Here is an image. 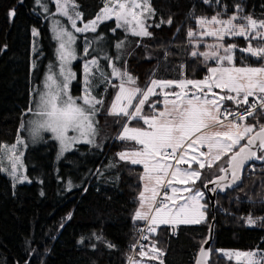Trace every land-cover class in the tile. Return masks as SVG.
Masks as SVG:
<instances>
[{
  "label": "trees",
  "instance_id": "1",
  "mask_svg": "<svg viewBox=\"0 0 264 264\" xmlns=\"http://www.w3.org/2000/svg\"><path fill=\"white\" fill-rule=\"evenodd\" d=\"M75 1L83 13V22L94 19L104 6V0ZM150 3L156 13L147 22L152 25L148 28L151 37L128 34L116 28L114 20L104 22L97 32L89 33L90 37L103 35L112 63L137 78L141 88L151 79L170 80L183 72L188 79L204 78L205 62L201 56H191L194 38L187 35L189 29L197 28L198 17L211 18L218 13L220 17H229L239 4L242 13L264 19V0H219L218 3L216 0L211 3L151 0ZM10 9H15V17L9 16ZM40 10L35 0H23V3L0 0V48H3L0 51V144L15 141L25 111L31 104L34 81L42 78L45 69L40 67L32 80L33 29L39 32L47 50L46 57L53 56L54 43ZM170 17L171 26L167 23L155 26L161 19L167 21ZM121 41L124 46L118 50L115 43ZM97 57L102 70L110 74L109 61ZM81 65L79 61L75 66L77 79L73 84V93L78 96L83 89L79 78ZM93 92L103 98V111L107 112L115 95L113 88L101 81ZM244 108L245 105H240L235 110L239 112ZM104 119L100 113L97 115L101 132L108 133L111 129L115 136L117 129L112 126L106 129L109 124L104 127L101 123ZM249 120L257 123L252 117ZM259 122L264 123V116ZM109 135L101 147L76 146L59 168L55 162L57 144L53 140L30 148L25 155L28 175L33 179L29 184L13 186L0 172V264H128L133 242L131 235L141 225L134 214L142 188V169L119 160L117 153L127 148L114 141L111 132ZM259 155H264V151ZM227 160L225 157L217 163L215 170L205 174L198 186L219 176L218 169L227 167ZM255 164V169L247 170L239 188L218 195L214 215L206 197L208 216L205 221L180 226L176 236L170 227L159 228L148 244L164 254L153 263L160 264L162 260L163 264H196L213 218L215 238L210 264H243L220 255V250L264 251V226H249L242 219L249 214L253 218L264 216V203L261 202L264 200V160H257ZM69 181L72 182L70 191ZM70 212L72 219L67 220Z\"/></svg>",
  "mask_w": 264,
  "mask_h": 264
},
{
  "label": "snow or ice",
  "instance_id": "2",
  "mask_svg": "<svg viewBox=\"0 0 264 264\" xmlns=\"http://www.w3.org/2000/svg\"><path fill=\"white\" fill-rule=\"evenodd\" d=\"M20 2L23 3V0ZM53 2L56 6L53 15L66 17L74 31L63 26L59 20L53 19L52 30L59 42V72L57 74L50 68L44 89L38 92L35 109H28L35 117L27 122L29 135L35 140L42 139L44 132L51 133V138L59 144L58 158L72 151L78 144L100 147L95 139L98 135L96 116L102 110L104 100L92 93L99 82H106L117 89L107 114L125 118L120 134L115 139L132 141L139 146L117 153L119 160L141 165L143 168L140 179L145 183L138 197L140 203L134 214L135 219L147 221L148 231L153 234L161 225L171 226L175 232L178 225L200 224L205 221L208 207L205 192L195 187L196 182L201 180L202 170L206 167L212 169L224 156L229 157L226 161L227 167L220 166L218 169L224 175L203 181L201 184L202 188L215 193L217 189L223 191L236 184L247 161L264 160V155H257L258 152L264 151V123L259 122L260 117L264 116V19H254L250 14L241 15L243 8L239 4L227 19L220 18L219 13L211 18L198 17L196 22L200 31L189 29L188 37L212 36L217 41L208 45L209 51L193 50L190 53L193 57H203L208 71L204 79H151L145 88H141L137 85V78L127 70L116 67L111 57L104 56L103 59L109 61L111 73H105L96 58L85 62L83 94L73 96L70 85L76 78V73L72 70L71 63L77 59L74 47L77 36L74 33H95L100 23L115 19L116 28H123L125 32L140 38L151 37L152 33L148 28L152 25L146 24V21L152 19L156 13L150 0H104V6L96 17L89 22H83V13L78 10L75 0ZM203 2L211 3L212 0ZM35 3L40 5L45 13L49 12L46 3H41V0H35ZM15 15V9H10L9 16ZM238 20L240 22L236 23ZM77 21H81L83 26L78 27ZM164 23L171 26V17L167 21L161 19L155 26L160 27ZM116 28L112 31L115 32ZM33 35L38 36L39 33L33 29ZM226 36L243 37L248 41L247 47L239 48V51L254 57L261 66L244 64L246 57L243 56L241 65L237 66V45H225L223 41ZM252 40L259 43L253 46ZM91 43L95 41H90L85 46L84 56L88 55ZM123 46V41L115 45L118 50ZM0 51H3V48H0ZM210 59L215 61L216 66L207 64ZM113 79L119 83L113 84ZM172 88L179 91H164ZM157 89L161 91L157 92ZM214 89H220L221 92L218 93ZM157 95L163 96V109H156V104L161 103L156 101L149 105L153 110L151 114H146L145 103L151 96ZM249 97L254 98L252 103H249ZM224 101H232L237 108L247 105V109L243 113L233 111L224 105ZM257 108L260 109L259 115L256 114ZM229 117L233 119L230 120ZM249 117L257 123H244ZM132 121L142 123L143 126H130ZM20 129L25 130L24 123L20 125ZM242 140H246V143L241 144ZM24 144L25 141L19 137L15 144H0V172H6L14 186L31 183L27 175L22 172L18 174V168H23L22 153L17 154L18 145ZM5 161L8 162L7 168ZM193 163L198 167L193 168ZM181 165H187V168H182ZM229 179L230 182L221 184V181ZM209 184L215 187L209 188ZM71 188L72 182L69 181L68 190ZM261 202L264 203V200ZM66 219H72L71 212ZM242 219L249 226H264V216L253 218L249 214ZM143 238L148 239L147 236ZM108 246L113 247L111 244ZM152 252L157 253L152 259H158L164 254L155 246L152 247ZM210 252V248L200 249V255L204 258L203 264H206ZM141 255L146 253L142 251ZM224 256L228 259L244 257L245 264H264V251L225 252ZM129 259L132 264L131 258ZM160 264H163L162 260ZM197 264H202V261H197Z\"/></svg>",
  "mask_w": 264,
  "mask_h": 264
},
{
  "label": "rangeland",
  "instance_id": "3",
  "mask_svg": "<svg viewBox=\"0 0 264 264\" xmlns=\"http://www.w3.org/2000/svg\"><path fill=\"white\" fill-rule=\"evenodd\" d=\"M41 3H46L48 5V8H49V12L48 13H45L43 11V9L40 7V5H37L36 4L41 9L39 11V14H41L43 16L45 22L48 25V28H49V31H50L51 40L53 41L54 45H53V48H52V51H51V54H53V56L50 57V58H47L46 57L47 50L45 49L44 44L40 40V35H38V36H34L33 35V42H32V47H31V64H30L31 77H32V80L33 81L35 79L36 71H38V69L40 67H42V68L45 67V69L43 70L42 75H41L42 78L40 80L34 81V85H33V88H32V93H31V104L29 106V108L31 107L33 109H35V107H36V102L38 100V92L43 91V89H44V84H45V81H46V77L49 74L50 68H51V71H53V72H55L57 74L59 72V60H58V57H57V50L59 48V42L56 40L55 34H54L53 30H52L53 29V23H52L53 19L59 20L63 26L67 27L70 31H74L73 29H71L70 22L67 20L66 17L59 16V15H53L55 13V11H56V6H55L53 0H51V2H50V3H52V5L48 1H46V0H41ZM75 3H76V1H75ZM69 10L71 11V7H70ZM78 10H79V8H78ZM241 15H247V14L241 13ZM220 18L227 19L228 17H220ZM112 20L115 21V19H112ZM106 21H109V20H106ZM106 21H104V22H106ZM148 21H150V20H147L146 21V24H147ZM104 22L100 23L99 26L101 24H103ZM239 22H240L239 20L236 21V23H239ZM77 26L78 27H82L83 26L82 22L81 21H77ZM99 26H98V28H99ZM213 27H215V26H213ZM118 29L124 30L123 28H118ZM35 30L38 32L37 29H35ZM193 31L194 32H199L200 31L198 24H197V28L195 30H193ZM89 33H93V32H88V33H85V34L74 33L77 36V40L75 41V45H74V47L76 49L77 59H75L71 63L72 70L76 73V78L72 81V83L70 85V91H71V94L73 96H78V95H76V94L73 93V84H74V82H76V79H77V70L75 68L76 64L79 61H82V65H81V76L79 78H80L81 84L83 85V64L85 62H87V61L90 60L91 55L94 56L92 58H98L97 56H101V57L109 56L108 55L109 54V46L106 45V44H104L105 42L103 41V38H104L103 35L99 34V35H95L93 37H90L89 36ZM127 33L128 34H131L130 32H127ZM101 37H102V39H101ZM192 38H194V40H192L191 44L194 46V50H198L199 52L209 51L208 45L217 43L216 38L215 37H212V36L192 37ZM249 39H251V37H249ZM90 41H95V43H91V45H90V47L88 49V55L87 56H84L83 55L84 48H85V46ZM251 42H252L253 46H255L257 43H259V41H257V40H252ZM223 43L225 45L232 44V43H235L237 45V49L235 50V63L237 64V66H240L241 65V57L242 56L243 57H246V59H244V61H243L244 64H249V65H252V66H261L260 65V62L257 61L254 57H251L248 53H241L239 51V48L247 47V44H248V41H246L243 37H229V36H226L224 38ZM116 44H117V42L115 43V45ZM197 44H198V49H197ZM110 51H111V48H110ZM207 63H209L210 66H216L214 60H211L210 59L209 61H207ZM33 65H35V67H33ZM93 71L95 72V69H93ZM206 75H208V71H207ZM205 76H204V78H205ZM180 77H178L179 79L178 78H174V79H170V80L179 81L181 79H188V78H186L184 72L182 73V75ZM154 79H157V78H154ZM160 80H169V79H160ZM112 83L113 84H118L119 81L113 79L112 80ZM113 91L116 93L117 92V89L116 88H113ZM156 91L157 92H160L161 90L160 89H157ZM164 91H179V89L172 88V89H165ZM214 91H216L218 93L221 92L220 89H214ZM82 94H83V92L81 91V95ZM92 94L95 95L94 92ZM103 97H105V96H103ZM97 98H99V97L97 96ZM172 98L173 97H169V99H172ZM156 101H161V103H157L156 104V109H159V110H162L163 109V103H162L163 96L162 95L151 96L149 98V101L146 102L145 103V106H144V112L146 114H151V112L153 110L149 107V105L152 104V103H154V102H156ZM78 102H80V101H78ZM223 103H224V105L226 107H229L233 111H236L235 109L237 108V106L232 101H224ZM103 109H104V105H103L102 110L99 112L101 114V116H104L105 117V119L101 121L102 125L104 127H106V124H109V126L106 127V129H109V127L112 126V127H115L117 129V132L118 133L114 136V134L112 132L113 130H111V129L108 130L109 131L108 133L103 132V131L101 132V130H100L98 124H97L96 127L98 129V135L95 138L96 139V143L98 145H100V147L102 145H104V143L106 142V140L110 137L109 133L111 132V135L114 136V137H112V139L114 138V141H117L119 143H123L125 145L124 147L127 148V149H125L123 151H130V150H133L135 148H138L139 146L136 145L135 142H132V141H120V140L115 139L120 134V131H121V129H122L124 123H125V118L110 116V115L107 114L108 111L107 112H104ZM222 111H223V109H222ZM249 118L244 123H247V124H255V123L250 122ZM31 119H35V117L33 116L32 113H30V112H28V110H26L25 111V117H24V119L22 121V123L25 124V130H21L20 127H19L18 135L16 136L15 141L13 143H11V144H4V145H12V144H15L18 137L21 138V139H23L25 141V144L24 145H18V153L17 154L19 155L20 153H22L21 161L23 163V168L22 169L21 168H18V174L22 172L24 175H27L28 178L32 182L33 179L28 175V166H27V164L25 162V155H26L27 151L30 148L36 147L38 145H41V144H43L48 139L53 140L57 144V155H56V160H55L56 167L57 168H59V166H60L61 162L64 160L65 156L69 152H71V151L65 153L63 157L58 158L59 144H58L57 141H55L54 139L51 138L52 134L51 133H48V132L42 133V139H35L34 140L29 135V132L27 130L28 129L27 122L29 120H31ZM96 120H97V116H96ZM117 120H118V123H117ZM112 124H116V125L113 126ZM130 126H143V125H142V123H141V125H138L137 121H132V124ZM245 142H246V140H242L241 141V144H243ZM78 145H82V144H78ZM78 145H75L74 148L76 146H78ZM86 145H89V144H86ZM202 150H205V149H202ZM235 150L236 149H234V151ZM225 157H228V156H224L221 160H223ZM220 161H218L217 163H219ZM125 162H128V161H125ZM128 163H130V162H128ZM134 166H139L142 169V173H143V168H142L141 165H134ZM5 167L6 168L8 167V162L7 161H5ZM180 167L187 168V165H181ZM192 167L193 168H197L198 165H196L195 163H193L192 164ZM212 170H215V167H213L212 169H209L207 167L205 169H203L202 170L201 180H202V177L205 176V174H210ZM2 173L5 176H7L11 180V182L13 184V181H12L11 177L9 175H7L6 172H2ZM206 176H208V178H209V175H206ZM201 180L196 182L195 187L197 189H200V190H202V191L205 192L204 188H202L201 186H198V183H200ZM144 183L145 182L142 181L141 191H143V184ZM23 184H29V183L28 182H25ZM16 185H20V184H16ZM174 186H176V187H184V185H174ZM161 191H163V190H161ZM146 195H150V193H146ZM185 195H190V193H185ZM205 197H206V193H205ZM139 203L140 202H139V199H138V208H137V210L139 209ZM206 213L208 214L207 211H206ZM134 219H135V217H134ZM136 221L138 223L145 222V221H142V220H136ZM189 225H196V224H189ZM164 226H167V225H162L161 227H164ZM161 227H158L157 230L159 228H161ZM152 247H153L152 244H150V243L148 244V242H147L146 248L144 250H142L144 253H146V255H141V252L142 251H140L136 255V257L132 260V264H151L155 260H157V259H152L151 258V257L157 255L156 253L153 254ZM237 251H239V250H220V255L224 256V253L225 252H237ZM239 252H242V251H239ZM224 257H226V256H224ZM231 260H233V261H235L237 263H243V264H245V258L244 257H240V258L232 257Z\"/></svg>",
  "mask_w": 264,
  "mask_h": 264
},
{
  "label": "water",
  "instance_id": "4",
  "mask_svg": "<svg viewBox=\"0 0 264 264\" xmlns=\"http://www.w3.org/2000/svg\"><path fill=\"white\" fill-rule=\"evenodd\" d=\"M246 143V142H245ZM257 155H259V152L257 153ZM257 162V160L253 159V160H249L245 163V166L241 172V178L239 181H237L236 184H234L232 187L230 188H226L224 189L223 191L217 189V191L215 193H212V192H209L207 189H204L205 190V193H206V197L208 198L209 200V205H210V208H211V212L212 214L214 215L215 214V209H216V204H217V197L220 193L224 194L226 193L228 190H234V189H237L239 188L242 184H243V180H244V176H245V172H246V169L252 164V163H255ZM224 175V173H221L219 176H222ZM219 176L213 178V179H216L218 178ZM212 179V180H213ZM226 182H230V179L229 181H221V184L223 183H226ZM215 185H212V184H209V188H214ZM214 238H215V219L213 218L212 222H211V225L209 227V230H208V235H207V239H206V243H204L202 245V247L205 249V250H208L209 248L211 249V252H210V255L209 257L207 258L206 260V264H210V260H211V256H212V246H213V243H214ZM201 247V248H202ZM197 261H202V264H203V261H204V258L201 257L200 255V251H199V254L197 256V260H196V264H197Z\"/></svg>",
  "mask_w": 264,
  "mask_h": 264
},
{
  "label": "built area",
  "instance_id": "5",
  "mask_svg": "<svg viewBox=\"0 0 264 264\" xmlns=\"http://www.w3.org/2000/svg\"><path fill=\"white\" fill-rule=\"evenodd\" d=\"M253 97H250L249 99V103L253 102ZM247 109V105L245 106V108L239 112L243 113L244 111H246ZM260 112V109L257 108L256 109V113ZM229 119H233V117H229ZM256 168V164L252 163L246 170H253ZM247 172V171H246ZM223 213H225L224 211H222ZM171 232L173 233L174 236H176L179 232V228L176 227L175 232H173V229L171 228ZM154 234L148 231V222H142L141 225L132 233L131 237L133 242L130 245V249H131V261L136 257V255L145 249L147 242L151 239V237ZM147 236L148 239H144L143 237ZM130 264V260L129 263Z\"/></svg>",
  "mask_w": 264,
  "mask_h": 264
},
{
  "label": "crops",
  "instance_id": "6",
  "mask_svg": "<svg viewBox=\"0 0 264 264\" xmlns=\"http://www.w3.org/2000/svg\"><path fill=\"white\" fill-rule=\"evenodd\" d=\"M206 211H207V209H206ZM207 214V213H206ZM207 216H208V214H207ZM162 226V225H161ZM161 226H159V227H161ZM180 226H183V225H178V226H176V227H180ZM164 227H171V226H164ZM162 228V227H161ZM172 228V227H171ZM153 254H154V252H153ZM151 264H155V263H151Z\"/></svg>",
  "mask_w": 264,
  "mask_h": 264
}]
</instances>
